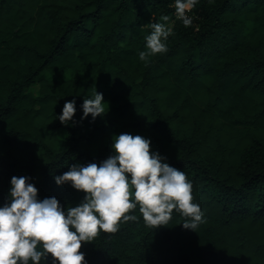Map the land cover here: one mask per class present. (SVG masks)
Here are the masks:
<instances>
[{
    "label": "trees",
    "instance_id": "obj_1",
    "mask_svg": "<svg viewBox=\"0 0 264 264\" xmlns=\"http://www.w3.org/2000/svg\"><path fill=\"white\" fill-rule=\"evenodd\" d=\"M174 12L173 0H0V206L12 176L78 205L86 193L54 175L139 134L187 174L206 220L185 229L174 209L155 229L137 207L138 221L82 242L87 264H264V0H199L189 27ZM162 15L168 50L141 61ZM95 88L108 112L81 119Z\"/></svg>",
    "mask_w": 264,
    "mask_h": 264
},
{
    "label": "clouds",
    "instance_id": "obj_2",
    "mask_svg": "<svg viewBox=\"0 0 264 264\" xmlns=\"http://www.w3.org/2000/svg\"><path fill=\"white\" fill-rule=\"evenodd\" d=\"M211 3L212 0H209ZM199 0H173L175 19L185 27L193 25V9ZM174 21L162 15L149 23L145 48L139 59L148 62L166 53L167 41L174 34ZM103 93L95 88L92 98L80 105L83 115L93 120L107 112ZM76 99L66 101L56 116L64 125L73 122ZM150 138L121 133L113 137V154L99 163H75L54 175L57 185H71L86 193L83 200L66 209L55 197L38 198V189L26 176H12L7 202L0 206V264H87L82 242L101 234L116 233L122 222L138 221L130 214L139 208L144 223L153 228L166 226L173 210L185 217L183 227L196 231L206 218L194 202L193 184L187 174L171 166L156 151H150ZM197 232V231H196Z\"/></svg>",
    "mask_w": 264,
    "mask_h": 264
}]
</instances>
